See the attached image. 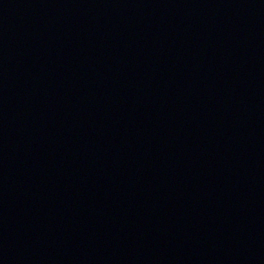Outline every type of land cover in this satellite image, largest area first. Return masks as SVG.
<instances>
[{"label": "water", "instance_id": "95a60500", "mask_svg": "<svg viewBox=\"0 0 264 264\" xmlns=\"http://www.w3.org/2000/svg\"><path fill=\"white\" fill-rule=\"evenodd\" d=\"M0 264H264V0H0Z\"/></svg>", "mask_w": 264, "mask_h": 264}]
</instances>
